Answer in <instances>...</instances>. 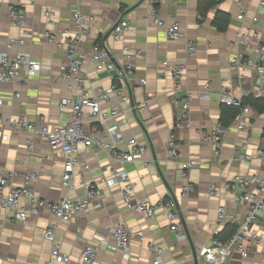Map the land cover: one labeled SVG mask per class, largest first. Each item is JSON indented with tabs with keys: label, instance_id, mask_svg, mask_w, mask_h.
<instances>
[{
	"label": "crops",
	"instance_id": "1",
	"mask_svg": "<svg viewBox=\"0 0 264 264\" xmlns=\"http://www.w3.org/2000/svg\"><path fill=\"white\" fill-rule=\"evenodd\" d=\"M204 1L162 0L154 6L149 0H0V54L12 55L20 51L43 65L41 72L31 77L27 84L19 78L0 87L4 101L0 105V136L5 138L0 143V176L15 172L12 185L22 186L27 171L38 173L39 179L31 183V187L39 197L49 201L64 196L81 197L92 184L103 193L101 210L81 213L68 222L57 221L47 211L24 221L8 220L0 229V264H46L50 259V244L43 235L49 223L57 224L56 241L70 257L66 264H81L80 253L84 246L99 241V236L110 240L112 227L121 221L131 234L129 259L110 246L101 248L92 264H154L150 243L162 249L161 264H208L198 255L199 250L226 226L239 227L246 209L233 201L224 186L229 177L236 175L264 177V157L257 156V150L264 146V110L251 106L242 130L237 129V118L231 122L230 129L224 133L218 158L198 132H210L214 124L220 122L221 96L264 99V83L258 82L254 72L230 65L236 53L232 44L238 34L255 32L258 39H253L251 44L264 43V16L259 0H224L204 10L202 15ZM11 6H23L25 23L22 27L10 24ZM240 9L245 11L243 21L236 19ZM76 10L84 15L89 28L88 36L78 41L76 49L83 62L82 76L91 94L97 87H108L116 77L115 72L108 74L95 69L90 60L95 43L100 41L107 47L119 65L117 72L129 62L126 54L132 56L133 71L122 85L131 96L130 103L122 104L112 96L101 105L107 111L124 110L123 141L118 148H124L128 140H135L145 145L147 151L143 162L124 166L102 151L81 155L75 167L74 189L67 192L61 187L64 154L51 150L45 140L11 126L8 121L21 119L37 126L45 123L50 128L68 124V114L58 111L62 99L78 95L75 88L70 91L68 82L60 78L59 67L67 62L68 48L48 43L43 33L50 31L60 41L75 36L78 32L72 15ZM153 10H157L167 24L178 23L183 36L175 41L168 40L165 29L154 25ZM46 11L51 12L49 21L44 16ZM219 11L230 17L221 31L213 26ZM255 16L258 22L252 24L251 18ZM121 18L129 21L130 29L121 42H115L107 34ZM10 38H23V46L7 51ZM188 40L196 43L194 57L187 55ZM164 61L183 64L186 68L182 89L176 93L171 80L163 74ZM142 79L146 80V86L140 85ZM186 90L194 94L189 127L177 133L175 147L180 157L170 159L165 148L176 117L174 102ZM16 94L19 95L17 99L14 98ZM143 102L144 107L137 108ZM110 123L108 121L107 125ZM93 127V136L103 133L102 124ZM28 140L33 142L32 151L28 149ZM190 158L195 159L198 166L184 179L180 166ZM85 165L89 167L87 170ZM122 167L134 182L137 196H147L155 205L169 199L175 201L185 240L175 239L162 211H157L152 218H143L133 212L132 204L123 201L120 187L106 185L110 172ZM211 184L219 188L218 197L209 195ZM185 185H189L190 190L183 193ZM221 205L226 207L227 215L224 224L218 226L216 212ZM255 229L261 237L259 244L251 248L249 257L243 259L233 255L222 264H264V212Z\"/></svg>",
	"mask_w": 264,
	"mask_h": 264
},
{
	"label": "built area",
	"instance_id": "2",
	"mask_svg": "<svg viewBox=\"0 0 264 264\" xmlns=\"http://www.w3.org/2000/svg\"><path fill=\"white\" fill-rule=\"evenodd\" d=\"M154 6L162 0H149ZM264 16V0H259ZM45 18L49 21L51 12L46 11ZM245 11L240 9L236 19L243 21ZM10 24L14 27H22L25 23V12L23 6H11L9 8ZM74 27L77 34L73 37H66L62 41L56 34L45 31L44 39L58 47L67 46V62L59 67L60 78L68 82V89L74 88L78 95L72 98L62 99L58 104L59 112H66L69 116L68 124L50 128L45 123L39 126L29 123L25 120H10L8 124L20 130H26L33 136L45 140L50 149L64 154V164L61 177V187L67 192L74 189L76 171L75 167L79 162L81 155L97 152H105L110 158L118 162L121 166L134 162H143V156L147 151L145 145L135 140H128L124 148H118V144L123 141L121 126L125 123L124 110L115 108L112 110H103L102 103L108 102L112 96H116L122 104L130 103L131 96L122 88L124 80L133 71L131 62L132 56L126 54L128 63L117 72V66L109 54L107 47L100 41L95 43L90 52V60L98 72L112 73L116 77L108 87H97L91 94L86 80L82 76L83 62L77 54V44L82 38L88 36L89 28L86 18L76 10L72 15ZM152 21L159 28H164L168 40L175 41L180 39L183 34L178 23L167 24L158 15L157 10L152 12ZM252 24L258 22V17L251 18ZM130 29L129 21L121 18L114 24L110 33L115 42H121ZM253 39H258V34L240 33L233 42L236 53L230 59V65L233 68L245 67L254 72L258 82L264 83V43L257 42L251 44ZM23 38H10L6 44L7 51L23 46ZM245 48V51L241 50ZM196 43L188 40L186 51L189 57H194L196 53ZM123 51L128 53L127 48ZM140 52L137 51L136 55ZM163 74L168 77L173 84V91L176 93L182 89V82L186 68L183 64H170L168 61L162 62ZM43 65L32 60L29 55L20 51L9 55L0 54V87L10 84L21 78L24 84H27L31 77L39 74ZM145 79L140 80L141 86H146ZM123 85V86H122ZM209 88V84L206 85ZM264 95V90L263 93ZM193 92L186 90L183 95L177 97L174 104L177 107L175 122L172 127V133L166 144V153L170 159H178L180 154L175 147L179 131L186 130L189 127V114ZM19 98V95H14ZM222 105L233 106L240 109L237 125L238 130L245 127V120L251 112V106L243 104V99L233 95L221 96ZM4 103L0 96V105ZM144 102L139 103L137 108H143ZM111 121L109 125L107 122ZM102 124L104 130L102 134L93 136V125ZM230 129V125L224 126L221 122H216L210 132H198L203 142L213 148L214 157L220 156V150L223 142L224 133ZM0 136V143L4 140ZM30 151L33 150V142L27 141ZM257 156L264 157V146L257 150ZM242 159L249 157L240 156ZM198 166V162L193 159H187L181 163L180 174L186 179L188 172ZM87 165L84 169H88ZM16 176L15 172H6L0 176V229L8 221H24L30 216H37L43 211L50 213L57 221L68 222L84 212H96L103 208V193L97 185L88 186L83 196L71 199L64 196L57 201H49L39 197L31 187V183L39 179V174L33 171H27L22 186H13L12 179ZM109 187H120L123 201L126 204H132V210L143 218H152L157 211H162L170 224V230L175 239L180 242L186 239L182 233L179 212L174 200L162 201L160 204H152L149 197L137 196L135 184L129 178L128 173L122 167L118 170H112L110 176L105 180ZM224 189L231 193L232 199L236 204L244 206L246 211L237 230L227 240L221 241L213 237L209 244L202 247L198 255L205 259L208 264H222L228 257L236 255L240 258H248L251 248L259 244L261 235L255 229V225L264 212V177L257 174L236 175L229 177ZM190 190L189 185L183 187V193ZM219 188L215 184L209 187V195L218 197ZM227 210L224 205L217 208L216 223L223 225L226 220ZM56 223H49L44 232V239L50 244V259L46 264H66L70 257L64 253L55 238ZM110 240L107 237L99 236V241L87 243L80 253L81 264H92L103 247H110L113 250L122 252L125 259H129L131 234L124 222H119L112 227L110 231ZM112 244V245H110ZM149 249L153 255V263L161 264L163 262V251L153 243L149 244ZM264 253V251H263ZM264 255V254H263ZM264 263V256H263Z\"/></svg>",
	"mask_w": 264,
	"mask_h": 264
},
{
	"label": "trees",
	"instance_id": "3",
	"mask_svg": "<svg viewBox=\"0 0 264 264\" xmlns=\"http://www.w3.org/2000/svg\"><path fill=\"white\" fill-rule=\"evenodd\" d=\"M222 1L224 0H205L203 10H200L202 15L204 14V10L216 7ZM229 20V15L219 11L214 17L213 26L220 31L224 30V28L228 25ZM243 104L258 107L262 111L264 110V99H255L252 97H248L243 99ZM239 111L240 109L237 107L223 105L221 109L220 122L224 126L230 125L231 122L238 116ZM236 230L237 227L228 225L226 226V228H224V230H222V232L218 233L215 238L221 241H225L230 236H232Z\"/></svg>",
	"mask_w": 264,
	"mask_h": 264
},
{
	"label": "water",
	"instance_id": "4",
	"mask_svg": "<svg viewBox=\"0 0 264 264\" xmlns=\"http://www.w3.org/2000/svg\"><path fill=\"white\" fill-rule=\"evenodd\" d=\"M112 29L110 30V32L107 34V36L111 33ZM106 40V37L104 38V41ZM110 54V53H109ZM115 64L117 67H119V65L116 63V61L114 60Z\"/></svg>",
	"mask_w": 264,
	"mask_h": 264
}]
</instances>
